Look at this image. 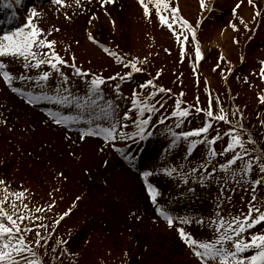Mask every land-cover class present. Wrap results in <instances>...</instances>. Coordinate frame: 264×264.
Listing matches in <instances>:
<instances>
[{"label": "rangeland", "instance_id": "rangeland-1", "mask_svg": "<svg viewBox=\"0 0 264 264\" xmlns=\"http://www.w3.org/2000/svg\"><path fill=\"white\" fill-rule=\"evenodd\" d=\"M209 2L206 1L207 7L202 10L200 3L197 7L180 0H169L171 7L178 6L179 15L197 29L196 38L202 53L199 61L195 59V44L190 32L182 34V41L183 35H187L188 40L184 42L185 55L181 59L175 33L161 23L151 3L148 17L139 0H115L103 7L99 0H81V6L70 3L62 7L52 0L30 6L39 13L34 21L44 29L42 35L54 40L55 51L69 61V65L61 67L69 76L74 95L77 92L83 95L85 84L70 67L73 55L77 66L105 77L129 71L124 63L132 59H136L138 67L143 69L134 72L130 79L104 82V101H97L99 111L93 115L96 123L107 121L103 109L111 98L118 106L116 112L121 121L124 111L133 113L125 125V130L131 132L136 127L133 121L137 111L131 106L132 90L148 79H153L157 87L162 85L170 89L169 92H157L152 98L155 110L151 114V135L145 139L135 137L116 141L127 156L125 160L116 154L111 142L106 143L100 136L88 134L80 139V130L89 126L87 121L58 125L48 111L41 109L56 111L62 106L49 100L29 104L0 79V178L11 191L26 190L24 203L28 208L24 211L42 217L26 220V223L47 225L48 243L45 245L42 241L37 249L44 264H200L176 227H169L156 211L157 205L149 198L145 178L141 175L145 170H151L148 182L159 189L158 204L174 218L193 219L191 224L181 226L195 238L211 239L215 235L209 218L216 214L217 205L226 219L246 214L255 192L256 199L252 202L264 210V182L255 189L251 184L257 178L264 181V172L257 165L254 164L252 171L241 179L240 169L245 163L241 158L230 166L236 172L235 180L231 171L217 167L235 152H224L229 128H237L245 140L248 135L253 137L254 144L246 143L250 156L261 155L258 150L264 154V101L258 96V93L264 94V79L259 75L260 62L264 60V22H261L262 28L256 21L248 29L238 23V29L233 30L228 40L230 53L226 54L212 45L219 26L229 25L230 20L236 22L240 16L246 18L244 9L249 6L251 10V7L247 0H242L234 16L237 0H223L220 6H212V12ZM28 9L29 6L23 8L19 20L14 17L10 20L11 29L7 31L27 22ZM99 10H102L100 16ZM167 15L170 17L171 12ZM109 17L112 24L98 26V20ZM173 27L179 31L177 24ZM257 27L258 32L250 39L251 29ZM89 32L94 39H89ZM204 45L207 52L203 50ZM102 46H107L109 51L105 52ZM221 53H224L222 60L219 59ZM0 60L14 73L38 74L37 69L22 68V61L17 58L0 56ZM47 67L42 65L41 70ZM198 67H203V71L200 72ZM158 70L159 76L156 75ZM58 82L61 81L53 72L49 85L54 87ZM33 84L36 86L32 87ZM113 84L120 85L119 94ZM14 86L25 92L41 90L35 81L16 80ZM148 91L151 87L138 89L141 96ZM178 96L182 107L206 109L210 96L214 112L223 107L228 119H213L208 133L209 136L219 133L214 146L221 155L209 159V146L205 142L198 143L191 152L187 151L186 139L172 143V132L201 126L204 120V112H197L195 107L189 108L190 114L182 118L183 123L169 116ZM63 110L74 111L72 106H63ZM162 115L168 116L163 125L156 123ZM240 124L243 127H238ZM205 161L209 163L208 169L198 167ZM130 162L136 165L135 169L130 167ZM164 168L175 171L169 174L162 170ZM190 168H196V172H190ZM211 168L216 171L206 175ZM201 175L205 176L203 181ZM68 209L71 211L62 215ZM201 216L204 217L202 224L197 222ZM54 220L59 223L53 225ZM251 231H264V222ZM40 233L44 236L45 230L41 229ZM35 238L36 229L33 228L26 234V239L34 241Z\"/></svg>", "mask_w": 264, "mask_h": 264}, {"label": "snow or ice", "instance_id": "snow-or-ice-1", "mask_svg": "<svg viewBox=\"0 0 264 264\" xmlns=\"http://www.w3.org/2000/svg\"><path fill=\"white\" fill-rule=\"evenodd\" d=\"M54 4L60 6H66L70 3H75L77 6H81V0H52ZM115 0H99V4L103 7L107 3H114ZM242 0H237L236 6L233 8V15H236V8L239 7ZM249 5H252L256 10L253 13V20L261 15L258 7H256V0H247ZM5 6L12 7V0H0ZM15 3L19 4L20 0H15ZM142 5L144 14L146 17L150 16V3L155 6L156 14L162 24H166L171 29L177 38V42L180 44L181 59L185 55V41L188 40L187 35H183V41L181 39L183 33H191V40L194 42L195 59L199 61L201 59V47L199 41L196 38V27H194L186 18L178 13V6L171 7L169 0H139ZM201 9L207 7L206 0H200ZM171 12V16L167 15ZM28 16L26 23L21 24L19 27H15L10 31H4L0 34V56L17 58L22 61V68L24 69H37L36 75H24L21 73H14L8 65L0 60V79L3 82L12 87L14 92H18L25 97L28 103H36L38 100L55 101L58 105L62 106L61 109L52 111L49 109V114L52 117L54 123L67 124L72 121H87L88 127L80 130V139L83 140L85 135H96L103 138L107 142H111L110 146L119 150L116 141L118 139L131 140L135 137L145 139L148 135H151V114L155 110V105L152 103V98L156 96L157 92H169L170 89H165L162 85L157 87L153 79L143 81L138 85L137 89H133L131 93V106L137 109L135 113L134 123L135 129L131 132L125 130V125L128 122V118L133 115L131 111H124L121 121V116L117 114V105L114 104L111 98L108 99L104 105V113L107 117L105 123H96L93 115L99 111L97 101H104L102 85L105 81H112L119 79H130L132 74L143 69L138 67L137 60L132 59L124 63V67H129V71L123 73H114L113 76L105 77L102 74H96L91 69H85L77 66L75 63V56L72 57L70 67L73 70V74L84 81L85 92L81 95L77 92L75 95L70 90L69 76L62 70V65H69V61L64 60L63 57L57 53L54 49L55 41L47 39L42 35L44 29L39 27L34 21V17L39 13L35 7L28 9ZM67 17V13H65ZM95 16V13H93ZM240 23L243 24L245 29L249 28V23L245 22L244 17H239ZM200 21L197 20V26ZM173 24H177V28L173 27ZM232 30L238 29V24L233 21H229V25ZM226 26V27H227ZM49 32L52 29L48 30ZM89 39H94L91 32H89ZM235 41L236 38L233 37ZM98 43V42H97ZM104 47V51L108 52L107 46ZM46 49V50H45ZM223 53L220 54L219 59H223ZM121 60V57H117ZM261 67L259 75L264 79V60L260 62ZM42 65L48 67L41 70ZM228 71H231L229 68ZM55 72L58 75L59 81L54 87L49 85V78ZM160 72L157 71L156 75L159 76ZM16 80L21 81H35L36 84L41 86L39 91H27L25 89L14 86ZM247 80V77H245ZM68 84L69 87H64ZM36 85L33 84L32 87ZM151 87V91H148L146 95L141 96L138 89H146ZM113 88L116 93L120 92V85L113 84ZM181 93L180 95H182ZM259 99L264 101V94L258 93ZM217 101L219 98H216ZM181 100L179 96L176 98L175 107L168 115L176 117L177 121L183 123L184 117L189 116L190 107H195L197 112H204V120L201 126L191 127L185 131L172 132V129H168L172 132L173 141L175 144L179 139L183 138L188 140L187 151L191 152L192 149L200 142L208 144L207 156L211 157L221 155L215 149V142L219 138V133L209 136V129L212 125V120H227L228 114L224 111L223 107H220L217 112L213 111L211 96L209 98L208 107L206 109L199 108L198 106H181ZM198 104V98H197ZM63 106H72L74 111H65ZM235 115V113H233ZM242 115V114H241ZM168 119V116H160L156 123L163 125L164 121ZM264 123V121H262ZM238 127H243L242 124ZM203 134V135H201ZM229 139L224 147V152L235 150L225 162L217 165L218 168L225 170V172L231 171L232 179H236L235 170H231L230 166L234 165L241 158L245 159L243 168L240 169V177L243 179L251 171L253 165H257L259 169L264 172V154L257 156H250L246 143H255L253 137L248 135L245 138L237 131V128L228 129ZM198 167L204 169L209 168L207 161L202 162ZM164 172L172 174L174 168H164ZM157 171H160L158 169ZM190 172L195 173L196 168H190ZM216 168H211L210 175L214 173ZM145 178L146 191L153 204H156V211L161 217H163L169 227H176V230L181 239L190 248L192 254L198 258L200 264H264V231H251L254 226L264 222V210L257 207L252 201L256 199L255 192H253L252 201H249L248 211L246 214H238L227 219L220 214V206L217 205V212L213 217H210L211 226L214 228L215 235L211 239H198L195 238L190 232L186 231L183 224H191L193 219L186 216L173 217L170 211L160 206L157 201L159 195V189L152 183L148 182V177L151 175V170H145L141 173ZM205 178L204 175L200 176L201 181ZM186 179V177H185ZM261 179L257 178L251 181L253 189L260 184ZM0 264H44L43 259L39 256L37 249L41 245V242L45 245L48 243L47 225L43 224H29L26 220L42 219V217L33 216L32 211L27 213L24 209L28 208V205L23 203L24 194L26 190L11 191L4 181L0 178ZM11 197V199H10ZM79 199V198H77ZM19 200V204L17 203ZM75 203V201L73 202ZM55 204V201H52ZM45 207H51V205H45ZM42 211V209H37ZM71 209H68L62 215H67ZM255 213V214H254ZM198 223L204 222V217H200ZM59 223V220H54L53 225ZM23 226V227H22ZM33 228L36 229V238L34 241L26 239V234ZM45 230V235L41 236L40 230ZM64 243V241H60ZM67 250V249H65ZM247 253V254H245Z\"/></svg>", "mask_w": 264, "mask_h": 264}, {"label": "bare ground", "instance_id": "bare-ground-1", "mask_svg": "<svg viewBox=\"0 0 264 264\" xmlns=\"http://www.w3.org/2000/svg\"><path fill=\"white\" fill-rule=\"evenodd\" d=\"M180 1L183 4L197 5V7H198V4H199V0H180ZM211 1L213 3L212 5H215V3H216V5L220 6L223 0H211ZM256 2L258 3V4L256 3V7H258L260 12H262L261 15L259 17H257L256 19H258L260 21V25L259 26L262 28L263 25L261 24V20L264 22V0H257ZM250 7H251V9H255L252 5H250ZM244 10H245L244 14L247 17L253 18L254 11L250 10L249 6L245 7ZM100 11H102V10H99L97 12V14L99 16L101 15V14H99ZM99 21L100 20L97 21L98 26L107 25V27H108L110 24H112L110 17L109 18H105L104 20H101L100 22ZM226 26L227 25L219 26L216 38L214 39L212 45L218 46L220 49H223L226 52V54H229L230 53V47H229L228 40L231 38V35H232L233 31H232V29L229 26H227V27Z\"/></svg>", "mask_w": 264, "mask_h": 264}]
</instances>
